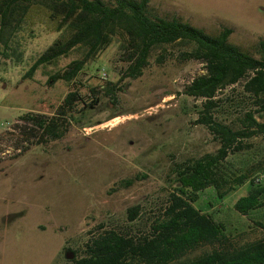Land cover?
I'll use <instances>...</instances> for the list:
<instances>
[{"label":"rangeland","instance_id":"374dc122","mask_svg":"<svg viewBox=\"0 0 264 264\" xmlns=\"http://www.w3.org/2000/svg\"><path fill=\"white\" fill-rule=\"evenodd\" d=\"M147 10L151 16L175 17L209 34L229 27V41L250 53L264 38V0H150ZM58 36L42 30L23 37L20 62L0 55V264H69L64 253L82 255L84 242L100 230L117 228L134 235L149 231L176 186V164L219 147L210 131L196 123L201 100L183 92L204 67L177 59L178 45L155 48L142 73L133 78L124 76L127 65L116 40L89 59L70 82H49V77L81 58L82 47L26 76L34 59ZM108 81L116 82L114 92L102 91L88 105L90 88ZM75 89L82 100L76 108L83 111L61 138L37 144V138L23 133L25 123L19 116L51 115ZM238 90L236 85L217 94L224 106L217 117L235 126L241 124ZM244 143L247 147L230 153L222 168L232 181L241 174L247 179L240 185L230 183L234 188L222 199L207 188L194 203L223 223L235 245L263 237L254 222H264V206L247 216L233 208L238 197L255 188L250 179L264 174V136ZM136 204L140 212L129 222L127 209ZM211 248L200 245L184 258Z\"/></svg>","mask_w":264,"mask_h":264},{"label":"trees","instance_id":"16d2710c","mask_svg":"<svg viewBox=\"0 0 264 264\" xmlns=\"http://www.w3.org/2000/svg\"><path fill=\"white\" fill-rule=\"evenodd\" d=\"M149 1L0 0V55L4 59L22 60V39L27 35L34 36L42 30L59 33L34 59L26 76L33 75L40 65L82 47L81 58L49 77V82H70L89 59L114 40L127 65L125 77L140 75L152 51L166 45L179 46L180 61H198L204 67L203 73L185 84L183 92L201 100L196 123L204 125L218 141L216 152L176 164V186L159 218L150 223L149 231L134 235L117 228L103 229L100 224L98 228L103 230L91 234L82 246V255H75L69 264H264V222H254L263 230V237L235 245L222 222H215L194 205L199 193L207 188H213L222 199L234 188L230 183L240 185L247 179L241 174L232 181L222 161L230 153L243 151L246 139L264 136V38L256 41L250 53L229 41L231 28L209 34L175 17L151 16L147 10ZM236 85L240 86L236 96L241 105L239 126L216 114L224 107L218 92ZM115 88L116 82L111 81L90 88L92 100L88 105L98 100V93H113ZM79 100L82 102L78 90H70L52 108L51 115L28 112L19 116L25 123L23 133L37 138V144L61 138L70 121L83 111L76 108ZM259 175L250 179L255 188L233 203L234 210L242 216L264 206V186H260L264 174L262 178ZM140 209L139 204L127 209L129 222L136 220ZM200 245L212 248L184 258Z\"/></svg>","mask_w":264,"mask_h":264},{"label":"water","instance_id":"95a60500","mask_svg":"<svg viewBox=\"0 0 264 264\" xmlns=\"http://www.w3.org/2000/svg\"><path fill=\"white\" fill-rule=\"evenodd\" d=\"M64 257H65L66 259H72V258L74 257V254H73L71 251H66V252L64 253Z\"/></svg>","mask_w":264,"mask_h":264},{"label":"built area","instance_id":"2783aa9c","mask_svg":"<svg viewBox=\"0 0 264 264\" xmlns=\"http://www.w3.org/2000/svg\"><path fill=\"white\" fill-rule=\"evenodd\" d=\"M105 75H106V74L103 72V76H104V77H106ZM259 178H262V174L259 175ZM256 180L258 181V179H256Z\"/></svg>","mask_w":264,"mask_h":264}]
</instances>
